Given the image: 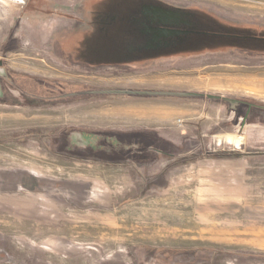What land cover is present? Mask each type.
<instances>
[{
    "label": "rangeland",
    "instance_id": "obj_1",
    "mask_svg": "<svg viewBox=\"0 0 264 264\" xmlns=\"http://www.w3.org/2000/svg\"><path fill=\"white\" fill-rule=\"evenodd\" d=\"M162 1L192 8L197 33L177 52L217 54L184 71L202 96L183 106L205 129L133 127L118 98L65 92L118 71L56 56L61 25L89 23L98 60L141 59L154 53L134 51L136 19L156 0H95L91 15L88 0H0V264H264V55L234 51L264 54V0ZM146 135L157 144L134 143Z\"/></svg>",
    "mask_w": 264,
    "mask_h": 264
},
{
    "label": "crops",
    "instance_id": "obj_2",
    "mask_svg": "<svg viewBox=\"0 0 264 264\" xmlns=\"http://www.w3.org/2000/svg\"><path fill=\"white\" fill-rule=\"evenodd\" d=\"M88 1H90L88 4L89 9L85 14L88 13L91 15L93 12L92 7L98 2H95V0ZM61 26L63 27V31H59L56 36L57 40L52 46L53 52L56 56L62 60H67L75 66L78 65L84 66L85 68L100 69L104 72L109 69H116L118 71L115 78L116 85L106 84L105 86H90L85 84L81 87L69 85L68 88L70 89L65 92H68V94H75L79 92L83 95L93 97L101 96L103 98L101 101H106L107 99H104L106 97L118 98L117 107L112 109L113 113H110L116 114L121 118L124 117V120L129 121L131 123L130 125L133 127L155 130L171 129L175 128V126H173L175 119L182 118L179 120L185 123L183 125L184 128L205 129L204 120H202L201 124H199L198 119L191 116L199 113L194 110L196 109L195 106H191L190 108H187L188 105L183 106L184 103L182 101H185L184 99L202 96L196 93H191V90L198 91L197 87L199 85L196 84L197 81L190 79L195 78L190 77L194 76V74L187 75L184 74V71L187 70L185 68L186 63H189V61L193 58L204 55H217L215 54L216 52L209 53L207 51H203L200 55L190 56L183 52H177L181 48L190 46L191 42L189 41L182 40L172 47H162L158 46L159 44L155 45V43H157L155 40L153 44L142 42L141 44L133 47L137 54L154 53L153 55L135 60L103 61L98 60L95 56L108 52L104 50V40L94 34V31L89 26V23H66ZM137 31L140 39L144 40L142 28H139L138 25ZM107 38L108 37H106V39ZM119 40L120 43L124 42L121 39ZM110 41L114 42V45H117L114 48L119 49L121 53L125 54V52L129 51L125 50L123 44H117L115 39ZM246 47L247 46L239 47L234 51H243L254 55H264L263 52H261V54L256 52L257 54H255L251 51V49ZM2 76L3 75L0 74V77ZM27 81L24 82L26 87L33 85L30 87L31 90L34 89L39 92V88H44V86H40L39 84L35 85L33 82L28 84ZM162 89H174L176 91L166 92L161 91ZM43 90L46 91V89ZM209 96L210 95H207L206 97L209 98ZM172 98H179L178 100L181 101L174 102ZM101 120L105 121L106 118L102 116ZM136 139L140 140L134 141H141L134 142L138 143V146L156 145L158 142V140H156L155 137L153 138L151 135H146L144 137L139 136ZM125 143L128 144V142Z\"/></svg>",
    "mask_w": 264,
    "mask_h": 264
},
{
    "label": "flooded vegetation",
    "instance_id": "obj_3",
    "mask_svg": "<svg viewBox=\"0 0 264 264\" xmlns=\"http://www.w3.org/2000/svg\"><path fill=\"white\" fill-rule=\"evenodd\" d=\"M192 8H183L170 5L162 0L154 3L143 4L136 21L138 27L143 31V42L153 44L155 40L158 46L172 47L180 41L188 39L190 35L197 33L193 29ZM202 12L207 11L201 9ZM209 13L215 22L224 21L222 18H215ZM228 23V22H226ZM230 24V23H228ZM161 37V39H159Z\"/></svg>",
    "mask_w": 264,
    "mask_h": 264
},
{
    "label": "trees",
    "instance_id": "obj_4",
    "mask_svg": "<svg viewBox=\"0 0 264 264\" xmlns=\"http://www.w3.org/2000/svg\"><path fill=\"white\" fill-rule=\"evenodd\" d=\"M95 140H97V142L100 143L99 144V149H100V152L103 153V154H107L109 150L110 151H113L114 153L119 152V154L120 153L126 154V151H127L126 143L116 141L115 144L113 145V143L110 142V141H104L102 139H95ZM105 142H110V144L107 145L104 148H100V146L103 143H105Z\"/></svg>",
    "mask_w": 264,
    "mask_h": 264
},
{
    "label": "water",
    "instance_id": "obj_5",
    "mask_svg": "<svg viewBox=\"0 0 264 264\" xmlns=\"http://www.w3.org/2000/svg\"><path fill=\"white\" fill-rule=\"evenodd\" d=\"M159 39H161V37ZM209 98L214 99V100H223L225 102H229L232 105H237V104H242L243 103L240 100H233V99H230V98H224V97L213 96V95H210Z\"/></svg>",
    "mask_w": 264,
    "mask_h": 264
},
{
    "label": "bare ground",
    "instance_id": "obj_6",
    "mask_svg": "<svg viewBox=\"0 0 264 264\" xmlns=\"http://www.w3.org/2000/svg\"><path fill=\"white\" fill-rule=\"evenodd\" d=\"M231 142V141H230Z\"/></svg>",
    "mask_w": 264,
    "mask_h": 264
}]
</instances>
